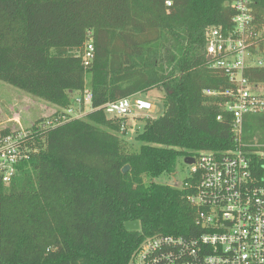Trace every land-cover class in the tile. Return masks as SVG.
I'll return each mask as SVG.
<instances>
[{
	"label": "trees",
	"instance_id": "1",
	"mask_svg": "<svg viewBox=\"0 0 264 264\" xmlns=\"http://www.w3.org/2000/svg\"><path fill=\"white\" fill-rule=\"evenodd\" d=\"M231 1L0 0L1 81L57 105L56 116L69 95L83 96L86 73L91 79L88 112L27 128L35 151L8 185L0 180V264H130L145 237L192 231L186 197L195 180L173 186L157 178L174 177L181 157L237 145L221 95L230 82L205 50L208 28L230 24ZM247 1L250 49L262 57L264 0ZM89 34L94 59L85 67ZM244 75L264 85V65ZM150 88L162 91V112L136 134L140 147L127 151L123 118L108 117L103 105ZM255 140L264 143V111L245 115L240 139L262 164ZM131 221L139 228L126 229Z\"/></svg>",
	"mask_w": 264,
	"mask_h": 264
},
{
	"label": "built area",
	"instance_id": "2",
	"mask_svg": "<svg viewBox=\"0 0 264 264\" xmlns=\"http://www.w3.org/2000/svg\"><path fill=\"white\" fill-rule=\"evenodd\" d=\"M230 5L234 10L230 24L208 28L205 50L206 57L211 56L210 67L222 70L230 82L221 95L226 97L223 108L231 116L237 145L220 152L199 151L193 157L191 174L185 178L195 180L186 197L195 210L192 231L145 237L134 251L130 264H264V162L255 163L250 152L243 149L249 144L240 141L245 115L264 111V85L252 82L244 75V69L263 66L264 59L250 49L253 27L250 4L247 0H232ZM93 59L94 46L89 34L81 54L82 64L88 67ZM90 100L91 93L87 90L76 101L90 105ZM152 108L140 95L103 105L104 113L113 118H124L133 110ZM154 108L157 109V105ZM70 109L41 120L34 124L35 129L57 126L71 118L67 117ZM216 119L219 120L220 115ZM26 137H33L27 128L0 135V180L4 185L16 174L18 163L35 151ZM252 152L264 158V151ZM185 185L188 186V182ZM1 257L0 216V261Z\"/></svg>",
	"mask_w": 264,
	"mask_h": 264
},
{
	"label": "rangeland",
	"instance_id": "3",
	"mask_svg": "<svg viewBox=\"0 0 264 264\" xmlns=\"http://www.w3.org/2000/svg\"><path fill=\"white\" fill-rule=\"evenodd\" d=\"M259 56H262L259 58L264 59V50ZM84 80L85 86L84 92H82L83 95L89 90L91 84L90 75L88 73L85 74ZM162 95V91L158 88H150L140 93V96L150 102L153 108L148 111L133 110L129 115L123 118L119 136L122 138L123 142H125V150L131 151L140 147L142 142L136 139V134L143 130L147 119H153L157 116L158 108L155 109L154 106L160 102ZM69 98L71 103L68 108H71L70 110L72 111L67 112V117H82L88 112L90 108L88 103L85 104L82 101L81 104H79L78 101H76L77 98H80L79 94H71ZM56 112H60L57 105L33 97L0 80V135L4 133L3 131L6 133L22 132L31 125L38 124L41 120L51 117ZM123 127H125L124 130ZM254 145L264 147V143L257 142V140H255ZM191 169L192 166L186 164L181 157L177 161V171L174 177H159L157 180L167 182L173 186H181L182 181L191 174Z\"/></svg>",
	"mask_w": 264,
	"mask_h": 264
},
{
	"label": "water",
	"instance_id": "4",
	"mask_svg": "<svg viewBox=\"0 0 264 264\" xmlns=\"http://www.w3.org/2000/svg\"><path fill=\"white\" fill-rule=\"evenodd\" d=\"M210 58H211V56L208 55L207 56V60H209ZM157 107H158L157 115H160L161 112H162V106H161V104L158 103ZM183 161L186 164L190 165V164H192L194 162V158L191 157V156H186V157L183 158ZM127 170H128V166H124L121 171L123 173H125V172H127ZM125 228L126 229H138L139 228V224L136 221L126 222L125 223Z\"/></svg>",
	"mask_w": 264,
	"mask_h": 264
}]
</instances>
